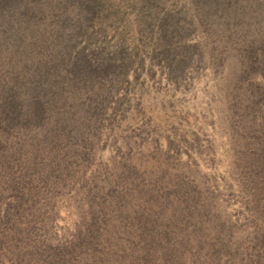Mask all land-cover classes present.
I'll return each mask as SVG.
<instances>
[{
    "label": "rangeland",
    "instance_id": "obj_1",
    "mask_svg": "<svg viewBox=\"0 0 264 264\" xmlns=\"http://www.w3.org/2000/svg\"><path fill=\"white\" fill-rule=\"evenodd\" d=\"M0 264H264V0H0Z\"/></svg>",
    "mask_w": 264,
    "mask_h": 264
}]
</instances>
